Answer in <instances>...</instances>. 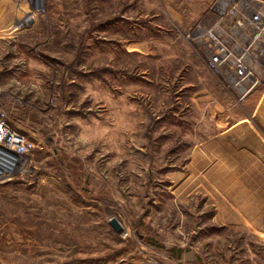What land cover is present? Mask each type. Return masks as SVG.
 I'll return each mask as SVG.
<instances>
[{
	"label": "rangeland",
	"instance_id": "1",
	"mask_svg": "<svg viewBox=\"0 0 264 264\" xmlns=\"http://www.w3.org/2000/svg\"><path fill=\"white\" fill-rule=\"evenodd\" d=\"M215 1L0 0V98L46 146L0 186V264H264V86L183 37Z\"/></svg>",
	"mask_w": 264,
	"mask_h": 264
},
{
	"label": "built area",
	"instance_id": "2",
	"mask_svg": "<svg viewBox=\"0 0 264 264\" xmlns=\"http://www.w3.org/2000/svg\"><path fill=\"white\" fill-rule=\"evenodd\" d=\"M183 37L240 102L264 86V3L216 0ZM45 148L35 131L15 121L0 98V186L26 176L32 154Z\"/></svg>",
	"mask_w": 264,
	"mask_h": 264
},
{
	"label": "water",
	"instance_id": "3",
	"mask_svg": "<svg viewBox=\"0 0 264 264\" xmlns=\"http://www.w3.org/2000/svg\"><path fill=\"white\" fill-rule=\"evenodd\" d=\"M111 226L117 231L120 232L122 229L120 227V225L116 222V221H112L111 222Z\"/></svg>",
	"mask_w": 264,
	"mask_h": 264
},
{
	"label": "bare ground",
	"instance_id": "4",
	"mask_svg": "<svg viewBox=\"0 0 264 264\" xmlns=\"http://www.w3.org/2000/svg\"><path fill=\"white\" fill-rule=\"evenodd\" d=\"M118 223V222H117ZM119 225H120V223H118ZM120 227H122L121 225H120ZM159 264V263H158Z\"/></svg>",
	"mask_w": 264,
	"mask_h": 264
}]
</instances>
